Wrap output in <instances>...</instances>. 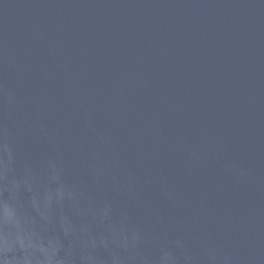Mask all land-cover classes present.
<instances>
[{"label": "water", "instance_id": "1", "mask_svg": "<svg viewBox=\"0 0 264 264\" xmlns=\"http://www.w3.org/2000/svg\"><path fill=\"white\" fill-rule=\"evenodd\" d=\"M0 264H264V0H0Z\"/></svg>", "mask_w": 264, "mask_h": 264}]
</instances>
